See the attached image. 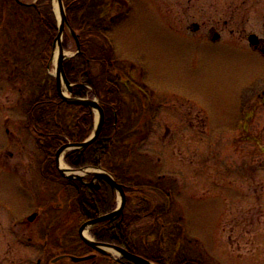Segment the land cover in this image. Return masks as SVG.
<instances>
[{"label": "rangeland", "instance_id": "rangeland-1", "mask_svg": "<svg viewBox=\"0 0 264 264\" xmlns=\"http://www.w3.org/2000/svg\"><path fill=\"white\" fill-rule=\"evenodd\" d=\"M1 3L0 54L8 40ZM115 5L109 19L124 13L113 32L116 57L152 101L165 102L160 123L172 134L163 138L158 126L145 141L154 154L147 166L156 170L160 155V173L177 177L171 216L184 221L190 253L207 264H264V54L248 41L251 33L264 41V0ZM212 28L220 40L212 39ZM13 58L0 56V264H48L59 256L54 242L68 232V217L55 206L56 187L40 175L25 127L28 89ZM55 65L53 58L51 74ZM191 115L197 129L188 128ZM138 170L148 175L147 167ZM33 212L39 216L30 222Z\"/></svg>", "mask_w": 264, "mask_h": 264}, {"label": "trees", "instance_id": "trees-1", "mask_svg": "<svg viewBox=\"0 0 264 264\" xmlns=\"http://www.w3.org/2000/svg\"><path fill=\"white\" fill-rule=\"evenodd\" d=\"M63 2L81 46L80 53L64 61L67 78L74 85L71 96L97 97L105 112V123L98 138L84 151L68 152L64 161L72 168L100 167L118 182H138L133 188L142 190L146 179L130 170L124 153L128 145L123 134L127 125L122 112L128 91L120 82L126 73L116 57L113 40L116 19L124 13L108 18L117 0ZM1 4V18L5 23L3 36L8 39L3 56L6 62L14 57L12 69L28 89L25 127L34 139L40 175L45 180L51 178L65 191L61 194V189L57 190L60 195L57 193L55 198L65 197L67 202L68 232L56 237L54 245L69 248V253L80 250L82 255L89 254L93 249L80 238L77 227L115 209L116 195L110 188L108 194L103 195L94 188L78 187L77 181L64 178L56 167L55 154L67 142L85 141L94 130L95 114L88 106L64 100L58 92L56 78L50 74L58 34L52 0H3ZM63 46L66 50L76 48L69 31L64 35ZM115 108L119 110L117 123L113 114ZM114 151L118 159H114ZM133 194L138 204L127 202L123 219L105 221L91 229L96 241L123 247L153 264H207L190 253L191 240L184 221L171 216L174 205L171 196L163 195L160 201H154L147 192ZM58 220V216L51 219L47 230L57 225ZM99 259L106 264H133L104 254Z\"/></svg>", "mask_w": 264, "mask_h": 264}, {"label": "flooded vegetation", "instance_id": "flooded-vegetation-1", "mask_svg": "<svg viewBox=\"0 0 264 264\" xmlns=\"http://www.w3.org/2000/svg\"><path fill=\"white\" fill-rule=\"evenodd\" d=\"M195 28H198V26H196ZM213 29L214 28H212V31L214 32V34L218 33L216 31H214ZM212 39H213V36H212ZM218 40H220V38ZM3 48H2V50H3ZM251 48L256 50V51H259L262 54H264V41L260 40L259 45L251 46ZM0 56H3V51H2V54H0ZM132 67L133 66H131V68ZM120 82H121L122 86L128 91V95H127L126 101H125V105H126L124 108L125 111L122 112V113H124L125 123L127 125L125 128H123V134L125 135V137L127 139V145H128V148L124 151V153L126 154L127 163L130 167V170L133 172H137V174L140 173L142 175V177L146 179V184H145L146 186L142 187V190L133 188L134 186L139 185L138 182L130 181V180H126L124 183L119 182L121 184V186L123 187L124 192H125V196H126L125 206H126L127 202H131V204H133V205L138 204V198H137V196L133 197V195H134L133 193H135V194H141L142 193L143 194L145 192H147L148 196L153 198L154 201H158V200L160 201V199L162 198L163 195L164 196H166V195L171 196V200L174 203V199H176V196L178 194V193L177 194L175 193L176 192L175 190L178 187L176 184L177 183V177H173L171 179L170 178L171 176H167L165 173H162V174L160 173L164 169L162 167L164 165L161 163L163 158L160 155L157 156L158 165H156V163L154 162V165H156L158 167V168H156V170H155V167L153 165L147 166V164L151 162L147 158H150V157L152 158L154 154H152V152L147 150L144 146L145 141L148 140L151 136L156 134V130H157L158 126H160V128H162L161 130H163V133H164L163 138L165 136L172 134V129L170 128V126L167 125L166 122L163 123L164 127H162V124L160 123L159 114H162L165 111V109H166L165 102H162V101L154 102V101H152L149 97V94L146 92V90L141 85H139L132 77H130L129 74H126L125 76H123L120 79ZM260 97L262 99V103L264 104V90H263L262 94H260ZM113 114L115 116V123H117L118 116H119L118 108L114 109ZM189 118H190V121L187 124L188 128H190L192 130L197 129V123L192 120V115ZM242 124H243V128H245L246 123L243 122ZM211 127H212V125H211ZM176 135H177V133H173V136H176ZM114 153L116 154V155H114V159H118L117 158V151H114ZM10 155H11V157L14 156L13 153H11ZM141 167H145V168L147 167L148 175L146 174L147 172L144 174L143 172H141V170H138V169H141ZM155 173H159L157 176V180L154 179V176H152ZM91 180H92V176L86 175L84 177V181H77L79 183L78 187L80 185H82L83 187L87 186L90 188H94V189L98 190L100 193H102L103 195H107L109 188H110L111 192H113L116 195L117 202H118V194H117L116 190H114L107 181H105L103 179H98V181H96L94 183V185H89ZM45 181L56 187L55 194L59 193L57 191L59 189H61V194L62 193L65 194L64 188L63 187L61 188L57 183L53 182V180L51 178L46 179ZM72 181L76 182V180H72ZM66 190H67V188H66ZM59 195H60V193H59ZM157 195H160L161 197L158 198ZM55 206H58L59 208L64 210V215L69 218L70 214L67 212L68 208H67V202L65 201V197H62L61 199L59 197L55 203ZM115 209H113L107 213L113 212ZM124 209H125V207H124ZM107 213H105V214H107ZM101 215H104V214H100L98 216H101ZM123 216H124V210H123V213H121L119 216H116L112 221H115L119 218L123 219ZM50 231H51V229L46 230V232H45L46 236L49 235ZM46 247H47V242H46V244H44L45 250H46ZM58 250L60 251L59 255L69 253L68 252L69 248L63 247V248H59ZM74 253L77 255H82L80 250H78ZM100 256L101 255H99V258H100ZM45 258L48 259L49 257L46 255ZM99 258L97 257L96 260L89 261L87 263H89V264H100L101 262L99 261ZM37 263L42 264V259H39L37 261ZM55 263L56 262H54L53 260L50 259L48 264H55ZM101 264H106V263L104 261H102Z\"/></svg>", "mask_w": 264, "mask_h": 264}, {"label": "water", "instance_id": "water-1", "mask_svg": "<svg viewBox=\"0 0 264 264\" xmlns=\"http://www.w3.org/2000/svg\"><path fill=\"white\" fill-rule=\"evenodd\" d=\"M53 2V7H54V11L58 20V34L56 36V39L54 41V52H53V57H54V53L56 48H58V56L56 59V65H55V78H56V84H57V89L58 92L60 94V96L68 101L69 103L72 104H81V105H85L90 107L91 109L96 111V126L94 131L92 132V134L90 135V137L88 139H86L83 142H68L63 144L56 152V164H57V168L59 170V172L62 174V176H64L67 179H77L80 181H84V176L83 175H67L64 170L60 167V159L64 158L65 154L68 151H75V150H81L84 151L86 148H88L99 136V134L102 131V128L104 126L105 123V113L104 110L100 104V102L98 101L97 98L94 99H90V98H77V97H72L71 94L73 92V88L74 85L69 81V79L67 78L65 69H64V61L66 59H69L73 56H75L76 54L81 52V46H80V42H79V38L76 34V32L71 28L70 23L68 21L67 18V14H66V9L64 6V2L63 0H57L58 2V11L55 9V5H54V0H52ZM66 30H68L71 34V36L74 38L75 42H76V52L71 53L65 50L64 46H63V38H64V34L66 32ZM219 38V34H216L214 36V39H218ZM249 42L251 45H258L260 42V38L256 35V34H251L249 35ZM68 170L71 171H76L75 169H71V168H67ZM85 170V169H82ZM88 173V172H86ZM92 174V181L89 183V185H94V183L98 180V179H103L105 181H107L111 187L116 190L119 194V204L118 207L115 211L105 214V215H101L98 216L94 219L88 220L86 222H84L80 228H79V234L81 236V238L83 239V241L88 244L89 246H91L96 252L98 253H104V254H111L113 250L116 251V253L118 254V259L121 260V258H125L128 261L134 263V264H152L149 260L134 254L132 252H129L128 250L115 245V244H111V243H104V242H97L95 241L93 238H87L84 235V231L86 229H90L91 227L107 221V220H113L116 216H119L121 213H123V209L126 203V196H125V192L123 187L121 186V184H119L115 178L113 176H111L108 172L102 170V169H97L96 172L91 173ZM38 216V213H33L31 214L27 220H29L30 222H33L36 217ZM97 254H89V255H85V256H75V255H68L67 257H69V259L75 263H79V262H84V261H88L93 259L94 257H96ZM66 256H59L57 258L54 259V261H58L61 258H64Z\"/></svg>", "mask_w": 264, "mask_h": 264}, {"label": "bare ground", "instance_id": "bare-ground-1", "mask_svg": "<svg viewBox=\"0 0 264 264\" xmlns=\"http://www.w3.org/2000/svg\"><path fill=\"white\" fill-rule=\"evenodd\" d=\"M54 4H55V9L58 11V2L57 0H54ZM57 56H58V48H56L55 50V53H54V60L57 59ZM60 167L64 170V172L67 174V175H83L84 173L88 172V170H80V171H71V170H68L67 169V166L64 164L62 158L60 159ZM84 235L85 237L87 238H90V233H89V230L86 229L84 231ZM114 252H116L115 250H113Z\"/></svg>", "mask_w": 264, "mask_h": 264}]
</instances>
